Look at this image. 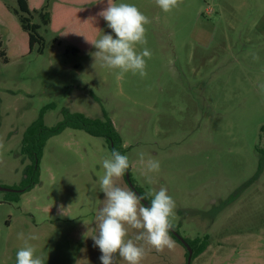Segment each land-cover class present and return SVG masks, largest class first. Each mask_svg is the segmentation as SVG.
<instances>
[{
  "label": "rangeland",
  "instance_id": "obj_1",
  "mask_svg": "<svg viewBox=\"0 0 264 264\" xmlns=\"http://www.w3.org/2000/svg\"><path fill=\"white\" fill-rule=\"evenodd\" d=\"M113 3L135 5L150 21L147 44L137 46L151 52L143 78L128 72L117 80L119 69L102 67L93 44L74 51L79 38L49 27L39 30L44 53L30 52L7 8L17 1L0 0L8 59L0 56V187L21 185L31 165L21 154L22 138L41 114L53 127L64 109L94 119L106 113L121 136L133 185L146 195L166 187L179 234L207 237L190 264H264V0H179L170 12L156 0ZM103 34L116 38L104 19L95 40ZM140 153L159 161V171L146 173ZM110 156L104 138L83 130L49 139L39 183L26 192L0 191V264H16L24 245L19 233L38 237L29 242L46 264H102L92 236L104 199L102 162ZM118 184L131 188L125 175ZM172 240L175 247L163 252L145 245L141 264H187L185 246Z\"/></svg>",
  "mask_w": 264,
  "mask_h": 264
},
{
  "label": "clouds",
  "instance_id": "obj_2",
  "mask_svg": "<svg viewBox=\"0 0 264 264\" xmlns=\"http://www.w3.org/2000/svg\"><path fill=\"white\" fill-rule=\"evenodd\" d=\"M156 4L164 12H170L179 6V0H156ZM97 15L107 22L116 38L103 34L100 39L89 41L97 49L94 59L98 58L102 67L119 69L117 80L123 79L128 72L145 77V58H151V52L146 47L137 51V46L147 44L145 25L150 23L148 17L135 5L116 4L113 0H108L106 9ZM253 59L258 57L254 54ZM259 87L264 90V83ZM139 155L146 173L159 171V161H145L144 154ZM102 167L104 174L99 183L104 199L96 215L97 234L92 236L94 245L102 253V264H117L118 258L125 264H141L146 254L145 245L156 252H163L166 248L172 250L175 242L169 232L173 227L171 218L175 201L168 195L167 188L162 186L158 191L138 195L131 188L121 187L118 181L129 169L130 162L128 156L115 149L109 158L103 160ZM148 182L151 183V177ZM149 196L152 197L149 206H145L142 201ZM58 213L64 215L63 206ZM18 237L24 245L16 253V264H46L47 257L36 255L35 247L29 242L38 239L36 235L19 233Z\"/></svg>",
  "mask_w": 264,
  "mask_h": 264
},
{
  "label": "trees",
  "instance_id": "obj_3",
  "mask_svg": "<svg viewBox=\"0 0 264 264\" xmlns=\"http://www.w3.org/2000/svg\"><path fill=\"white\" fill-rule=\"evenodd\" d=\"M16 1L18 5L16 8H10L9 6H7V8L18 17L22 30L27 34L29 51L32 52L35 48H37V52L43 54L45 40L39 33V30L42 26H50L52 5L50 6L48 1L45 0L42 7L39 9H32L29 6L28 0ZM36 16L39 18L40 23L34 22V18ZM2 46V42L0 41V56L5 62H7L8 59L6 51L2 49ZM74 51H77V49H74ZM68 128L83 130L92 136L102 137L109 144L111 152L115 149L125 155V149L123 147L121 136L114 128L111 118L106 113L104 115V119H94L85 116L83 113L70 112L69 110L64 109L62 111V119L53 127H47L44 124L43 115L41 114V116L26 129L22 138L21 154L29 159L31 165L26 168L25 177L22 180L21 185L17 188L22 187L24 189L23 191L26 192L39 183V161L42 157L46 143L49 139L59 135ZM262 130H264V128ZM259 162V170H261L264 164V153L262 154ZM248 184L249 183H246L243 186L246 187ZM135 188L141 195H146L141 189L137 187ZM146 200L149 203L151 199L148 197ZM173 228L179 233L177 228L174 226ZM169 235L181 243L171 231L169 232ZM205 239H207V237H205ZM205 239H186L193 250L192 260L198 257L206 249L208 242ZM188 255L189 253L187 251V259Z\"/></svg>",
  "mask_w": 264,
  "mask_h": 264
},
{
  "label": "crops",
  "instance_id": "obj_4",
  "mask_svg": "<svg viewBox=\"0 0 264 264\" xmlns=\"http://www.w3.org/2000/svg\"><path fill=\"white\" fill-rule=\"evenodd\" d=\"M30 8L42 7L45 0H36ZM108 0H56L51 8L50 30L66 39L79 38L77 50L88 49L101 30L102 17L97 14L106 9ZM37 9V8H34Z\"/></svg>",
  "mask_w": 264,
  "mask_h": 264
},
{
  "label": "water",
  "instance_id": "obj_5",
  "mask_svg": "<svg viewBox=\"0 0 264 264\" xmlns=\"http://www.w3.org/2000/svg\"><path fill=\"white\" fill-rule=\"evenodd\" d=\"M125 178L126 181L128 182L129 186L138 194L141 195L138 190L135 188V186L133 185L132 181H131V177H130V173L129 170L126 171L125 173ZM0 191H17L15 189H9L6 187H0ZM143 204H145V206H149V203L147 200L142 201ZM170 231L174 234V236L177 237V239L185 246V248L187 249L189 255H188V259H187V264H190L192 261V256H193V250L191 248V246L189 245V243L172 227L170 229Z\"/></svg>",
  "mask_w": 264,
  "mask_h": 264
},
{
  "label": "flooded vegetation",
  "instance_id": "obj_6",
  "mask_svg": "<svg viewBox=\"0 0 264 264\" xmlns=\"http://www.w3.org/2000/svg\"><path fill=\"white\" fill-rule=\"evenodd\" d=\"M16 190L17 191H14V192H19L20 193V192H23L24 189L21 187V188H16Z\"/></svg>",
  "mask_w": 264,
  "mask_h": 264
}]
</instances>
